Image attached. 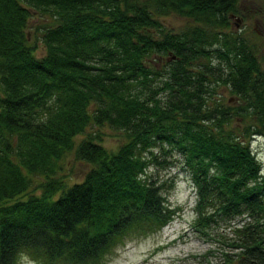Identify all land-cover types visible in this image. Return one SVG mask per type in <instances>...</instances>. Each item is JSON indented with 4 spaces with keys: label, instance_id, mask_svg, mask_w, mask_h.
I'll return each mask as SVG.
<instances>
[{
    "label": "trees",
    "instance_id": "trees-1",
    "mask_svg": "<svg viewBox=\"0 0 264 264\" xmlns=\"http://www.w3.org/2000/svg\"><path fill=\"white\" fill-rule=\"evenodd\" d=\"M238 5L0 0V264H106L127 239L162 229L176 208L148 173L170 162L157 148L175 150L196 187L195 227L209 235L221 217L231 228L211 264H264V171L251 146L264 135V67L232 29ZM168 12L195 23L164 30ZM36 13L55 19L42 54L27 30ZM155 54L171 61L159 67ZM221 84L243 103L214 101ZM106 126L125 131L116 149ZM71 152L90 168L67 185L58 173Z\"/></svg>",
    "mask_w": 264,
    "mask_h": 264
},
{
    "label": "rangeland",
    "instance_id": "rangeland-1",
    "mask_svg": "<svg viewBox=\"0 0 264 264\" xmlns=\"http://www.w3.org/2000/svg\"><path fill=\"white\" fill-rule=\"evenodd\" d=\"M238 16H233L232 29L254 42L258 49V56L264 67V0H238ZM164 30L181 31L195 23L194 18L179 12H168L160 15ZM55 19L49 14H33L30 16L28 26L29 37L38 45V53H43L42 32ZM154 64L164 67L165 60L171 61L167 55L163 58L154 55ZM214 101H219L226 106L238 107L243 103L228 85H218L212 92ZM249 122L252 120L249 119ZM244 123L239 115L234 117V124ZM242 127V125H241ZM103 144L108 148L116 149L126 140L125 131L122 129L103 127ZM78 135V139L83 137ZM251 146L262 163L264 171V135L251 138ZM156 151L161 160L167 158L162 164L152 162L148 173L158 182H166L167 202L176 208L174 217L162 229L146 235L135 236L120 244L107 257L106 264H211L223 258V251L230 247L223 242L225 235H230L231 228L226 221L218 217V223L210 228L209 235L204 234L195 227L194 221L197 213L194 209L196 187L189 175L183 169L181 157L175 150L163 154L161 149ZM173 161V162H172ZM64 167L58 174H63L67 185L80 181L90 168L84 160L77 159L74 153H69L63 163ZM35 177V184L41 181ZM40 192V189H36ZM240 217V216H239ZM237 217L236 221L240 218ZM225 235H224V234ZM19 264H37L28 255L21 257Z\"/></svg>",
    "mask_w": 264,
    "mask_h": 264
},
{
    "label": "flooded vegetation",
    "instance_id": "flooded-vegetation-1",
    "mask_svg": "<svg viewBox=\"0 0 264 264\" xmlns=\"http://www.w3.org/2000/svg\"><path fill=\"white\" fill-rule=\"evenodd\" d=\"M234 16H235V15H234ZM236 16H238V17H239V15H237V14H236Z\"/></svg>",
    "mask_w": 264,
    "mask_h": 264
}]
</instances>
